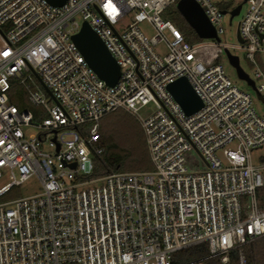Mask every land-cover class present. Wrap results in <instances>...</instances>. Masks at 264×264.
<instances>
[{
  "label": "built area",
  "instance_id": "obj_1",
  "mask_svg": "<svg viewBox=\"0 0 264 264\" xmlns=\"http://www.w3.org/2000/svg\"><path fill=\"white\" fill-rule=\"evenodd\" d=\"M178 1L65 0L56 7L0 0V181L10 180L0 188V264H174L199 244L210 255L179 264L217 257L231 264L236 250L244 264L243 247L264 238L257 201L264 165L252 162V150L264 146V117L227 77L220 41L190 44L162 19ZM193 1L219 38L223 12L237 6L228 12L226 1ZM242 5L238 49L264 98L257 58L264 53V0ZM84 22L119 65L114 87L72 42ZM145 22L151 38L140 29ZM181 78L203 102L192 115L168 91ZM14 85L46 118L10 102ZM119 109L141 124L153 170L94 178L104 153L101 118ZM25 128L39 134L27 136ZM195 152L199 158L189 160ZM33 177L40 193L2 201Z\"/></svg>",
  "mask_w": 264,
  "mask_h": 264
},
{
  "label": "trees",
  "instance_id": "obj_2",
  "mask_svg": "<svg viewBox=\"0 0 264 264\" xmlns=\"http://www.w3.org/2000/svg\"><path fill=\"white\" fill-rule=\"evenodd\" d=\"M171 17V21L176 24L184 39L192 44L199 40L195 36L188 35L184 25L186 22L178 12ZM258 58L259 65L264 71V63ZM220 63V59L218 60ZM262 100L264 98L262 97ZM10 102L15 104L20 110H30L33 112L35 120L39 117L46 118V113L35 108L27 102L25 93L18 85H14L10 95ZM101 143L104 153L97 161L94 178L104 177L108 174L119 172H148L153 170L146 137L139 121L125 110L119 109L101 118L99 125ZM264 163V161H263ZM264 172V171H263ZM12 190L3 197L2 201L11 200ZM257 201L261 209L264 210V186L257 192ZM210 255L207 244H199L196 247L180 252L175 256L174 264L181 262L197 261ZM244 264H264V238L255 240L243 247ZM231 264H240L239 251L230 254ZM205 264H220V258L208 259Z\"/></svg>",
  "mask_w": 264,
  "mask_h": 264
},
{
  "label": "water",
  "instance_id": "obj_3",
  "mask_svg": "<svg viewBox=\"0 0 264 264\" xmlns=\"http://www.w3.org/2000/svg\"><path fill=\"white\" fill-rule=\"evenodd\" d=\"M52 6H61L65 3V0H47ZM246 1V0H245ZM177 9L183 19L188 22L191 28H193L200 40L215 39L220 41L217 37L215 27L207 20L203 10L197 2L193 0H179L177 2ZM243 5H238L234 10L230 12L231 19L240 14ZM224 15L227 12H223ZM237 39L239 42H243L240 38L239 30H237ZM72 42L79 48L80 52L88 62L91 69L95 74L107 85L114 87L118 83L120 77V68L117 61H114L106 46L98 35H96L88 24L85 22L81 30L77 35L72 37ZM230 63L235 68L238 77L246 81L252 86L255 91V83L251 77L243 71L240 65L239 58L235 56H229ZM168 91L173 98L181 105L182 109L187 115H192L194 112L199 111L203 107V102L196 95L189 82L185 78H181L174 84L168 87ZM262 99V97L260 96ZM59 150V148H58ZM75 168V165H72Z\"/></svg>",
  "mask_w": 264,
  "mask_h": 264
},
{
  "label": "rangeland",
  "instance_id": "obj_4",
  "mask_svg": "<svg viewBox=\"0 0 264 264\" xmlns=\"http://www.w3.org/2000/svg\"><path fill=\"white\" fill-rule=\"evenodd\" d=\"M214 1H220V0H214ZM222 1L229 2V4L225 5L223 8L224 11L226 10L228 12L231 11L234 7H236L240 4H244V0H222ZM246 10H247V7L244 5L241 9L240 14L238 16H235L232 19L233 22H231V20H230V15H225L223 17V19H222L223 21L221 24V27L223 29V33L219 36L220 44L222 45V49L219 53V59H220L221 65L223 66V68L226 72L227 77H229L232 84L236 85L240 90H242L243 92L252 96L255 109L257 110L259 115L264 117V100H262L260 98V96H258V94L256 93L255 89L252 86H250L246 81H244L240 77H238L237 72H236L235 68L232 66V64L230 63V58H229V56H231V55L239 58L240 65H241V68L243 69V71L248 75V77H251L252 80L253 79L255 80L254 68L249 63V61L245 58V53L243 51H241L240 49H238L239 41H238L237 36H236L238 24L241 21L244 14L246 13ZM176 12L179 13V11L177 9V5H172V7L167 9L161 15V17L163 20L169 21L176 26V24L171 21V17L173 15H176L175 14ZM179 15L181 16L180 13H179ZM78 21L81 23L80 18H78ZM185 22L187 25V26L184 25L186 33L188 35H191V37L195 36L196 38H198L195 30L190 27V25L188 24L187 21H185ZM140 29L149 38L153 37L155 34V31L153 30L152 26L147 22L142 23L140 25ZM198 40H199L198 42L211 43V41H209V40H200L199 38H198ZM159 51H162V48H159ZM259 58H261L262 62L264 63V53L259 54ZM151 110H153V107L149 106L142 111V114H144L147 111H151ZM25 132H26L27 136L29 134H34V135L39 134V131L36 129H33V128H25ZM42 148L45 152H52V150L48 146V143H45ZM193 157L198 159L199 155H197L196 152L193 155L190 154L189 160L192 159ZM263 161H264V146L252 150V162H253V164L256 166H262V165H264ZM8 183H10V180L7 177L3 178L0 181V188L5 187V185H7ZM41 191H42V187H41L38 179L33 177L29 181L25 182L22 186L14 188L12 190V198L13 199L25 198V196L35 195V194L40 193ZM248 207L249 206L246 203L244 205L245 214L247 213L246 209L248 210Z\"/></svg>",
  "mask_w": 264,
  "mask_h": 264
},
{
  "label": "snow or ice",
  "instance_id": "obj_5",
  "mask_svg": "<svg viewBox=\"0 0 264 264\" xmlns=\"http://www.w3.org/2000/svg\"><path fill=\"white\" fill-rule=\"evenodd\" d=\"M9 55H10L9 52H7V51H4V52H3V56H4V57H8Z\"/></svg>",
  "mask_w": 264,
  "mask_h": 264
}]
</instances>
